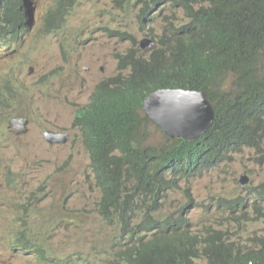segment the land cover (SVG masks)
Returning a JSON list of instances; mask_svg holds the SVG:
<instances>
[{"label": "clouds", "instance_id": "clouds-1", "mask_svg": "<svg viewBox=\"0 0 264 264\" xmlns=\"http://www.w3.org/2000/svg\"><path fill=\"white\" fill-rule=\"evenodd\" d=\"M105 57L69 119L61 79ZM98 222L126 239L103 264L171 237L178 264H264V0H0V264H94L61 248Z\"/></svg>", "mask_w": 264, "mask_h": 264}, {"label": "rangeland", "instance_id": "rangeland-1", "mask_svg": "<svg viewBox=\"0 0 264 264\" xmlns=\"http://www.w3.org/2000/svg\"><path fill=\"white\" fill-rule=\"evenodd\" d=\"M176 14L182 15L178 12ZM179 22L183 23L184 19H181ZM105 61L106 63L99 64V66L103 67V72L99 73L97 71L98 75L94 72L82 75L80 70H77L74 74L61 79V99L69 112V119L73 118V113L77 112L76 108L78 106H86L88 104L95 82H99L104 77H111V75L115 77L117 75L118 70L115 61L110 57H105ZM66 97H68L69 101H67ZM55 126L60 127L58 125ZM154 140L161 142L162 138L155 133ZM40 155L45 159L60 160L55 151L49 150L44 145L41 146ZM216 172L217 170L212 171L213 174ZM188 180L193 182L194 178L190 177ZM218 183L219 181H210L208 187L203 183L202 188L206 189L200 193H211L215 188L217 190L220 189L222 186ZM88 193L95 204L90 189ZM200 196L205 195L201 194ZM109 237H112L111 241L108 240ZM62 242L64 244L61 248L63 253L67 254L71 251H76L94 264H103V262L116 256L118 253L117 249L126 243V239L125 237H121V231L117 226L98 222L95 225L89 223L82 224L81 229L67 232L62 238Z\"/></svg>", "mask_w": 264, "mask_h": 264}, {"label": "trees", "instance_id": "trees-1", "mask_svg": "<svg viewBox=\"0 0 264 264\" xmlns=\"http://www.w3.org/2000/svg\"><path fill=\"white\" fill-rule=\"evenodd\" d=\"M237 9H239L240 11L244 10V8L242 7L237 8ZM176 71L184 72L185 70L184 68H179V69H176ZM176 71L171 75L170 79L175 75ZM142 91L143 90L138 86V82L133 80L125 86V91L122 94L125 95L126 98L132 104L137 105L141 101ZM177 150H178L177 148L173 149V151H177ZM168 170H171V169H168ZM152 245H154L155 248H158L159 252L163 254L162 261L161 263L158 262L156 254L153 252V249L142 246V249L145 250L146 255H147V262H149L150 264H171L169 262V259L171 257L173 261L175 262V264L179 263L183 250L179 246V243L176 242L174 237H171L168 245L165 247H162L161 249H160V245L157 246L156 243H152ZM133 262L134 261L132 262L130 261V263H133Z\"/></svg>", "mask_w": 264, "mask_h": 264}, {"label": "bare ground", "instance_id": "bare-ground-1", "mask_svg": "<svg viewBox=\"0 0 264 264\" xmlns=\"http://www.w3.org/2000/svg\"><path fill=\"white\" fill-rule=\"evenodd\" d=\"M61 10H62V12H64V10L61 8ZM158 98H156V99H153V101H156ZM173 107V106H172ZM171 107V108H172ZM170 109V108H169ZM153 114H154V107H153ZM193 172V169L192 170H190V173H192Z\"/></svg>", "mask_w": 264, "mask_h": 264}]
</instances>
